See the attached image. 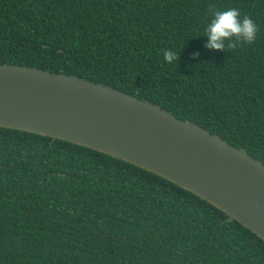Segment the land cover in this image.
Wrapping results in <instances>:
<instances>
[{
    "label": "trees",
    "instance_id": "1",
    "mask_svg": "<svg viewBox=\"0 0 264 264\" xmlns=\"http://www.w3.org/2000/svg\"><path fill=\"white\" fill-rule=\"evenodd\" d=\"M233 7L254 42L208 50L212 11ZM0 64L114 87L264 164V0H0ZM228 218L126 161L0 127V264H264Z\"/></svg>",
    "mask_w": 264,
    "mask_h": 264
},
{
    "label": "water",
    "instance_id": "2",
    "mask_svg": "<svg viewBox=\"0 0 264 264\" xmlns=\"http://www.w3.org/2000/svg\"><path fill=\"white\" fill-rule=\"evenodd\" d=\"M0 127L71 142L155 173L264 240V164L150 101L62 73L0 64Z\"/></svg>",
    "mask_w": 264,
    "mask_h": 264
},
{
    "label": "clouds",
    "instance_id": "3",
    "mask_svg": "<svg viewBox=\"0 0 264 264\" xmlns=\"http://www.w3.org/2000/svg\"><path fill=\"white\" fill-rule=\"evenodd\" d=\"M257 25L247 16H241L236 8L213 10L211 19L204 28L205 47L210 51H224L225 47H235L241 42L251 44L257 35ZM163 59L166 63L177 62L175 50H165Z\"/></svg>",
    "mask_w": 264,
    "mask_h": 264
}]
</instances>
